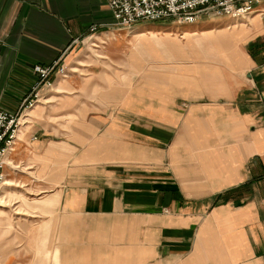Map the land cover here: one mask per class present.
<instances>
[{
	"label": "crops",
	"instance_id": "crops-1",
	"mask_svg": "<svg viewBox=\"0 0 264 264\" xmlns=\"http://www.w3.org/2000/svg\"><path fill=\"white\" fill-rule=\"evenodd\" d=\"M250 13L249 36L234 60L241 74L224 79L225 101L205 106L206 132L188 140L209 150L175 149L188 136L178 122L151 120L166 110L160 102L110 108L58 140L28 124L27 142L19 139L15 150L53 153L62 177L47 195L56 194L60 209L73 216L79 244L80 223L92 219L102 232L123 226L121 241L99 247H139L140 264H264V0ZM91 26L112 45L134 41L129 31L160 24L117 27L104 0H0V109H19L35 79L31 67L68 60Z\"/></svg>",
	"mask_w": 264,
	"mask_h": 264
},
{
	"label": "rangeland",
	"instance_id": "rangeland-1",
	"mask_svg": "<svg viewBox=\"0 0 264 264\" xmlns=\"http://www.w3.org/2000/svg\"><path fill=\"white\" fill-rule=\"evenodd\" d=\"M205 1L206 5L190 10L191 21H183L179 14L166 13L167 1L162 0L164 14L156 19L138 18L121 24L104 0L117 27L126 29L135 23L160 26L126 34L133 39V34L154 30V35L145 40L112 45L92 34L95 27L91 26L87 38L71 48L68 60L57 59L48 65L31 67L35 79L19 109H0L13 119L0 142V264H140L139 247H127V250L99 247L100 242L107 240L121 241V236L116 234L123 226L113 232H102L95 229L92 219H87L85 225L80 223V230L85 233L81 238L83 245L79 244V228L73 216L60 209L56 194L47 195L62 177L61 170L53 166L56 160L52 159L53 153L47 158L44 150L16 151L15 144L19 139L27 142L31 122L34 128L47 132L45 138L58 140L83 129L85 119L94 114L109 115L110 108L122 109L125 103L156 106L160 102L166 110L154 111L151 120L178 122L177 130L182 128V133L188 136L175 149L180 145L179 149L186 151L195 147L209 150L206 143L188 140H195L193 136L198 133L205 134V106L212 101L219 104L225 101L223 84L225 87L229 84L224 79L235 81L241 74L235 61L240 59L243 42L249 36L248 24L253 23L250 12L258 0H244L252 2L250 11L234 16L218 11L216 0ZM241 3L235 1L230 8L242 7ZM149 6H154L151 1ZM201 21L208 23L203 27L186 26ZM207 88H212L213 95L206 94ZM192 106H199L201 112L192 116L188 111ZM156 113L165 116L158 117ZM197 115L203 120L195 122ZM231 129L230 135L236 138L238 133L233 134ZM14 130L8 147L9 135Z\"/></svg>",
	"mask_w": 264,
	"mask_h": 264
},
{
	"label": "built area",
	"instance_id": "built-area-1",
	"mask_svg": "<svg viewBox=\"0 0 264 264\" xmlns=\"http://www.w3.org/2000/svg\"><path fill=\"white\" fill-rule=\"evenodd\" d=\"M150 1L153 3V7L149 6ZM168 10L166 13L179 14V18H182L183 21H191L192 14L190 10H194L198 5H206L205 0H196V1H185V0H166ZM177 1L176 3H173ZM241 1L240 5L242 7L230 8L231 4L234 2ZM161 3L162 0H107V5L112 10L115 18H120L121 24H128L138 18L145 19H156L161 13ZM252 2L244 0H216L215 4L218 6V11H223L229 13L232 16L239 15L241 12L250 11L249 4ZM239 5V6H240ZM232 7V6H231ZM163 12V11H162ZM127 26V25H124ZM13 123L11 115H6L4 112L0 111V142L2 141L5 131L9 129V126ZM17 120L15 122L16 128ZM15 130L9 135L8 138V147L14 137ZM5 152V151H4ZM3 152V153H4ZM2 155V154H1ZM0 155V157H1ZM1 163V159H0ZM1 181V174H0Z\"/></svg>",
	"mask_w": 264,
	"mask_h": 264
},
{
	"label": "bare ground",
	"instance_id": "bare-ground-1",
	"mask_svg": "<svg viewBox=\"0 0 264 264\" xmlns=\"http://www.w3.org/2000/svg\"><path fill=\"white\" fill-rule=\"evenodd\" d=\"M151 35H154V30H152V29L149 28V29H146V30L138 33V34H133L131 36V38H133L135 40L136 39L137 40H145V39H147Z\"/></svg>",
	"mask_w": 264,
	"mask_h": 264
}]
</instances>
